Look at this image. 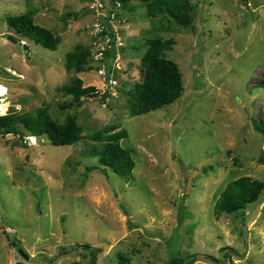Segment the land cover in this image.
Masks as SVG:
<instances>
[{"label": "rangeland", "instance_id": "1", "mask_svg": "<svg viewBox=\"0 0 264 264\" xmlns=\"http://www.w3.org/2000/svg\"><path fill=\"white\" fill-rule=\"evenodd\" d=\"M89 1L0 0V83L9 87V110L35 113L47 104L59 123L72 115L83 127L74 145H53L46 135L32 146L20 134L0 136V264H84L90 253L71 250L76 244L99 248L97 264H121L119 254L131 259L123 264H168L194 253V264H221L207 255L264 264V192L244 211L214 216L230 182L244 175L264 181V0H191L196 15L188 28L149 17L133 0L122 10L115 87L94 58L84 72L66 67L69 52L92 48ZM33 9L35 22L60 37L56 50L8 25V15ZM156 37L176 40L165 56L178 63L184 92L132 115L146 41ZM74 76L108 91L105 103L93 98L64 109L73 96L63 87ZM113 124L128 132L121 144L136 162L130 180L92 153L101 143L91 135Z\"/></svg>", "mask_w": 264, "mask_h": 264}, {"label": "trees", "instance_id": "2", "mask_svg": "<svg viewBox=\"0 0 264 264\" xmlns=\"http://www.w3.org/2000/svg\"><path fill=\"white\" fill-rule=\"evenodd\" d=\"M122 8L133 0H119ZM149 17H168L173 23L185 28L191 27L195 20V5L191 0H141ZM36 11L28 10L19 15H8V25L25 38H29L45 48L56 50L60 37L53 30L35 22ZM147 49L142 55V80L136 84L135 91L130 96V113L139 115L149 113L177 101L184 92L183 74L177 62L168 59L165 52L171 50L176 44L174 38L163 39L161 37L147 39ZM108 57H115L116 51H108ZM92 51L88 46H78L66 55V67L77 73L84 72L90 67ZM65 93L73 96V99L64 103V109L80 107L84 101L100 98L103 103L108 97V91L100 93L95 86H84L83 79L74 76L63 87ZM10 92V90H9ZM12 134L14 136L46 135L53 145H74L82 139L83 127L77 118L67 115L61 123L56 121L47 104L39 107L35 113H18L9 110L8 114L0 116V136ZM128 137L126 129L119 124H113L91 135L93 141L100 142L101 147H94L93 154L98 156L101 166L112 169L117 175L127 180L131 179L136 162L131 152L124 148L121 141ZM264 192V181L250 175L241 176L230 182L216 199L214 216L220 219L225 214L244 211L250 203L259 201ZM12 244L16 245L13 238ZM77 247L89 251L90 258L84 264H97L101 250L90 244H76ZM230 247H223L225 256L229 257ZM69 252L62 248L60 254ZM123 263L131 259L125 254H119ZM207 258L214 262L227 264L213 255ZM197 254H189L186 257L173 256L168 264H194ZM76 264H83L77 262ZM229 264V263H228Z\"/></svg>", "mask_w": 264, "mask_h": 264}, {"label": "built area", "instance_id": "3", "mask_svg": "<svg viewBox=\"0 0 264 264\" xmlns=\"http://www.w3.org/2000/svg\"><path fill=\"white\" fill-rule=\"evenodd\" d=\"M89 8L93 11L94 19L90 23V36L92 38V57L100 62L99 73L109 87L118 85V80L113 78V71L120 69L118 62L120 50L124 46L121 37L123 22L122 3L119 0H90ZM108 51H116L115 57H108ZM111 62V65L109 64ZM9 87L0 83V116L9 112L8 104ZM6 106V108H5ZM27 145H35V135L24 136Z\"/></svg>", "mask_w": 264, "mask_h": 264}, {"label": "water", "instance_id": "4", "mask_svg": "<svg viewBox=\"0 0 264 264\" xmlns=\"http://www.w3.org/2000/svg\"><path fill=\"white\" fill-rule=\"evenodd\" d=\"M10 41H13L14 43L17 42V40L13 37V36H8V38ZM21 255H23L25 258H28V255L23 251V249H19Z\"/></svg>", "mask_w": 264, "mask_h": 264}, {"label": "bare ground", "instance_id": "5", "mask_svg": "<svg viewBox=\"0 0 264 264\" xmlns=\"http://www.w3.org/2000/svg\"><path fill=\"white\" fill-rule=\"evenodd\" d=\"M5 108H6V106H5Z\"/></svg>", "mask_w": 264, "mask_h": 264}]
</instances>
